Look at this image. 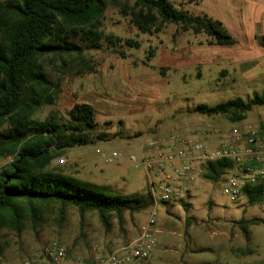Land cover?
Segmentation results:
<instances>
[{"label": "rangeland", "instance_id": "obj_1", "mask_svg": "<svg viewBox=\"0 0 264 264\" xmlns=\"http://www.w3.org/2000/svg\"><path fill=\"white\" fill-rule=\"evenodd\" d=\"M103 1L107 8L99 30L135 40L139 47L119 48L122 56L103 43L101 50L85 49L79 57L42 60L52 103L41 106L32 119L55 116L66 123L73 104L86 103L93 107L97 123L90 132L94 144L65 150L51 167L106 186L109 194H146L153 175L141 164L147 156L143 149L172 128L221 136L233 127L264 123V106L253 107L240 123L190 112L197 105L212 107L235 98L249 101L264 92V0H202L198 5L175 1L191 15L219 21L235 40L231 46L210 45L204 34L182 32L172 24H164L158 34H142L125 16L132 0ZM71 40L87 45L80 37ZM248 49L249 58L241 60ZM239 50L243 54L237 55ZM5 129L6 125L0 127V133ZM100 133L106 135L103 141L96 139ZM96 149L118 152L121 159L105 164ZM59 158L64 164L57 163ZM8 161L0 159V168ZM227 176L217 183L197 178L183 200L157 206L156 247L147 260L131 264H262L264 209L248 206L244 197L225 196ZM150 210L125 212L120 225L113 218L110 232L94 212L80 216L73 207H65L63 217L57 206L42 209L34 221L25 213L19 232L0 223V264H22L51 241L65 246V264H93L137 239ZM240 219L259 221L248 227L247 237L234 224Z\"/></svg>", "mask_w": 264, "mask_h": 264}, {"label": "trees", "instance_id": "obj_2", "mask_svg": "<svg viewBox=\"0 0 264 264\" xmlns=\"http://www.w3.org/2000/svg\"><path fill=\"white\" fill-rule=\"evenodd\" d=\"M132 1L125 16L142 34H158L164 24H172L182 32L204 34L211 39L210 45L235 44L219 21L206 15H191L177 6L176 0ZM183 1L198 5L202 0ZM106 8L103 0H0V127L6 125L4 133H0V159L10 158L0 168L1 227L19 232L25 213L34 221L42 209L57 206L61 217L65 207L75 208L80 216L94 212L105 232H110L113 218L120 225L125 212L139 213L152 206L148 192L109 194L106 186L51 167L52 161L65 150L95 143L90 135L97 126L91 105L73 104L66 123L55 116L43 121L32 119L36 110L52 103L46 94L50 86L43 59L79 57L85 49L101 50L103 43L114 52L123 46L139 47L135 40L104 35L99 30ZM72 37H80L87 42L86 47L77 45ZM119 54L123 56L122 52ZM255 106H264V92L249 101L235 98L212 107L197 105L190 112L224 116L231 123H240ZM105 137L100 133L96 139L103 141ZM202 168L201 179L217 183L234 169V164L222 159L206 162ZM241 195L248 206L259 205L264 199V180L245 186ZM258 222L240 219L234 224L247 237L248 227Z\"/></svg>", "mask_w": 264, "mask_h": 264}, {"label": "built area", "instance_id": "obj_3", "mask_svg": "<svg viewBox=\"0 0 264 264\" xmlns=\"http://www.w3.org/2000/svg\"><path fill=\"white\" fill-rule=\"evenodd\" d=\"M182 129L172 128L143 149L147 156L142 158L141 164L153 175L149 177L148 185L152 206L139 237L125 247L97 258L93 264H131L147 260L156 247L153 233L156 207L177 203L187 197L195 180L201 178L202 165L206 162L227 159L234 164L222 189V193L231 200L241 198L245 186L264 180V123L233 127L221 136L197 135L192 130ZM196 136L201 139H196ZM96 154L105 164H115L121 159V154L115 151L104 153L96 149ZM129 160L136 161L134 157ZM57 163L64 164V159H57ZM259 206L264 209V199ZM65 261V246L51 241L22 264H65Z\"/></svg>", "mask_w": 264, "mask_h": 264}, {"label": "crops", "instance_id": "obj_4", "mask_svg": "<svg viewBox=\"0 0 264 264\" xmlns=\"http://www.w3.org/2000/svg\"><path fill=\"white\" fill-rule=\"evenodd\" d=\"M203 1H204V0H203ZM248 33H249V31H248ZM252 38H254V40H255V37L252 36ZM245 39H248V38H245ZM250 47H252V46H250ZM245 51H246V52H243V53L245 54V56H241V60H242V59L249 58L248 55L252 53L250 49L245 50ZM240 53H241V51L239 50L236 54L238 55V54H240ZM243 53H241V54H243ZM236 59H238V58H235V60H236ZM238 60H239V59H238ZM78 264H79V263H78Z\"/></svg>", "mask_w": 264, "mask_h": 264}]
</instances>
